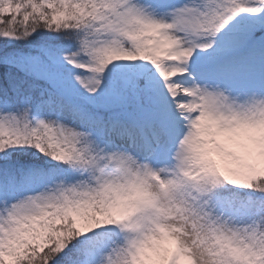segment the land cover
Listing matches in <instances>:
<instances>
[{
    "label": "snow or ice",
    "instance_id": "1",
    "mask_svg": "<svg viewBox=\"0 0 264 264\" xmlns=\"http://www.w3.org/2000/svg\"><path fill=\"white\" fill-rule=\"evenodd\" d=\"M0 264H264V0H0Z\"/></svg>",
    "mask_w": 264,
    "mask_h": 264
}]
</instances>
